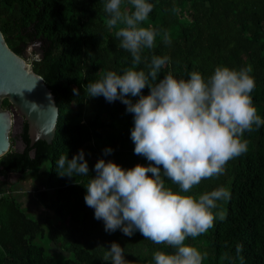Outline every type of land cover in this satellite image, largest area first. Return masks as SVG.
Here are the masks:
<instances>
[{"label":"trees","instance_id":"trees-1","mask_svg":"<svg viewBox=\"0 0 264 264\" xmlns=\"http://www.w3.org/2000/svg\"><path fill=\"white\" fill-rule=\"evenodd\" d=\"M105 0H0V32L6 45L22 56L24 48L38 42L41 58L33 59L32 70L52 92L57 118L52 143L36 141L26 147L25 121L18 133L21 150L0 156V264H111L103 260L110 243L124 248L129 264H154L156 250L173 253L169 246L154 244L138 231L131 237L119 229L104 231L103 221L85 204L86 185L94 176L100 158L124 169L147 165L134 154L130 139L133 115L120 101L107 102L103 96L88 97V83L106 71L118 74L132 65L131 54L120 47L116 29L106 27ZM153 4L142 26L167 30L171 43L156 37L155 48L144 49L137 66L147 72L152 55L168 56L169 63L158 79L171 71L187 79L199 71L207 79L216 66L239 70L251 65L255 80L251 93L258 115L264 119V0H148ZM130 8V5H126ZM147 57V60L144 58ZM77 89L76 96L73 89ZM148 88L142 94H148ZM133 102L137 99L131 97ZM1 106L9 108L6 99ZM255 129V126H253ZM248 151L230 161L224 174L205 179L186 195H199L219 187L230 192L218 201L223 221L185 243L206 253L203 264H264V125L245 132ZM10 140V138H9ZM111 148L109 155L104 149ZM83 149L89 176L71 178L57 174L60 156L72 158ZM48 163L44 177L31 190L35 201L52 216L35 219L23 210L12 193L27 174ZM10 173L20 174L9 181ZM150 175V174H149ZM165 186L179 192L166 177ZM67 256L49 252L53 246ZM242 245L239 255L236 245ZM242 257V259H241Z\"/></svg>","mask_w":264,"mask_h":264},{"label":"clouds","instance_id":"clouds-1","mask_svg":"<svg viewBox=\"0 0 264 264\" xmlns=\"http://www.w3.org/2000/svg\"><path fill=\"white\" fill-rule=\"evenodd\" d=\"M152 9L148 0H105L106 27L116 29L115 36L131 54L132 65L120 74L106 71L87 85L88 97L103 96L109 103L118 100L133 115V152L149 163L124 169L111 160L98 159L95 175L85 186L84 201L94 210V218L103 221L105 232L119 229L131 237L138 231L154 244L175 250H156L154 264H203L207 254L185 241L207 233L217 216L225 219L223 211L213 210L219 208L218 201L230 198V192L219 187L198 196L186 194L202 180L224 174L228 161L245 154L248 141L242 138L244 133L258 130L264 119L251 96L255 88L251 65L239 70L216 66L207 79L199 71L188 73L187 79H178L169 71L158 79L169 57L152 55L146 65L149 70L138 69L142 51L154 49L158 35L162 34L164 44L171 43L167 30L161 33L151 25L142 26ZM145 87L147 95L142 94ZM73 93L77 96L79 91L74 88ZM131 97L137 98L135 102ZM103 151L109 155L113 150ZM57 168L61 177L89 176L83 149L71 159L67 154L60 156ZM162 176L180 191L166 187ZM241 251L242 245L237 244V255ZM103 260L129 264L124 248L115 241Z\"/></svg>","mask_w":264,"mask_h":264},{"label":"water","instance_id":"water-1","mask_svg":"<svg viewBox=\"0 0 264 264\" xmlns=\"http://www.w3.org/2000/svg\"><path fill=\"white\" fill-rule=\"evenodd\" d=\"M38 44L27 45L19 56L0 38V156L10 150L8 134L11 122L15 120L13 111L18 119L25 121L27 148L36 141L47 145L52 143L57 118L54 96L42 78L32 70L31 64H26L24 60L29 46L35 51L36 58L42 57ZM3 99L7 100L9 108L1 106ZM21 148L20 141L19 150ZM10 175L18 177L20 174Z\"/></svg>","mask_w":264,"mask_h":264},{"label":"rangeland","instance_id":"rangeland-1","mask_svg":"<svg viewBox=\"0 0 264 264\" xmlns=\"http://www.w3.org/2000/svg\"><path fill=\"white\" fill-rule=\"evenodd\" d=\"M36 57L37 55L35 51L32 49V47L30 48L29 46V51L27 52L24 58L26 64L30 65V62ZM13 112L15 113V120L11 122L10 130L8 134L10 138L9 140L10 150L18 149L17 144H16V141H17L16 129H17V125L20 119H18V115H16V112L15 111ZM47 168H48V163L47 162L43 163L41 167L34 174L32 173V174L25 175L23 179H21L19 183L14 187L15 190L21 189L23 191V192L20 191L19 194H16L17 198L22 202L23 210L26 212V214L38 220H40L45 215L52 216V213L50 211L43 209L41 206H39L34 199L33 191L28 192V190H30L32 184L33 185L37 184L44 177V175L46 174ZM17 178L18 177L16 176H11L9 178V181H13L14 183V181H16ZM50 245L52 244L50 243ZM49 252H53L56 255H64L65 257L67 256L64 252H62L59 249H56L54 246L49 249Z\"/></svg>","mask_w":264,"mask_h":264},{"label":"flooded vegetation","instance_id":"flooded-vegetation-1","mask_svg":"<svg viewBox=\"0 0 264 264\" xmlns=\"http://www.w3.org/2000/svg\"><path fill=\"white\" fill-rule=\"evenodd\" d=\"M20 131V121L18 122V125H17V129H16V144H17V147H18V150H19V146H20V139H19V136H18V133ZM12 175H10L11 177Z\"/></svg>","mask_w":264,"mask_h":264},{"label":"crops","instance_id":"crops-1","mask_svg":"<svg viewBox=\"0 0 264 264\" xmlns=\"http://www.w3.org/2000/svg\"><path fill=\"white\" fill-rule=\"evenodd\" d=\"M18 183H19V182H18ZM18 183H17V184H18ZM31 187H32V185H31ZM18 191H22V190H21V189H20V190H17V189H16V190H15V193H18V194H19ZM22 192H23V191H22ZM25 192H26V191H25ZM28 192H32L31 188H30V190H28ZM28 194H29V193H28ZM33 195H34V194H33Z\"/></svg>","mask_w":264,"mask_h":264},{"label":"built area","instance_id":"built-area-1","mask_svg":"<svg viewBox=\"0 0 264 264\" xmlns=\"http://www.w3.org/2000/svg\"><path fill=\"white\" fill-rule=\"evenodd\" d=\"M2 193H0V196H1Z\"/></svg>","mask_w":264,"mask_h":264}]
</instances>
